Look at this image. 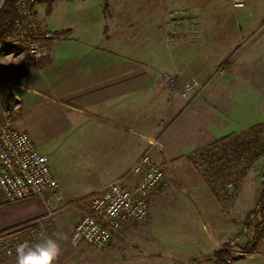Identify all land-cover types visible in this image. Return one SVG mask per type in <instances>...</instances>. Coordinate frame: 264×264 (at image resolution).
I'll return each instance as SVG.
<instances>
[{
    "label": "crops",
    "instance_id": "crops-1",
    "mask_svg": "<svg viewBox=\"0 0 264 264\" xmlns=\"http://www.w3.org/2000/svg\"><path fill=\"white\" fill-rule=\"evenodd\" d=\"M48 5L42 26L57 35L45 46L47 55L39 64L26 58L9 67V52H0V90L18 102L15 125L47 156L58 188L15 202L0 188V231L52 210L45 236L55 239L62 232L54 217L57 197L81 199L119 178L133 186L137 175L127 171L147 151L169 183L150 198L140 264H214L213 251L258 199L260 181L246 173L237 194L225 197L231 204L224 216L191 154L264 122V0L240 8L223 0ZM165 75L175 80L167 83ZM192 78L203 90L184 99L182 85ZM166 219L173 225L162 224ZM65 234L61 253L69 245ZM230 252V264H264V223L250 250ZM61 253L53 264L75 262ZM0 264H16V253Z\"/></svg>",
    "mask_w": 264,
    "mask_h": 264
},
{
    "label": "built area",
    "instance_id": "built-area-1",
    "mask_svg": "<svg viewBox=\"0 0 264 264\" xmlns=\"http://www.w3.org/2000/svg\"><path fill=\"white\" fill-rule=\"evenodd\" d=\"M36 0H22L20 17L13 22V31L19 32L21 40L16 36H4L0 39V51L9 49V63L13 66L22 64L26 58L32 63H38L47 55V48L42 46L36 35H29L34 25V12L31 6ZM248 0H229L233 7H243ZM25 15V16H22ZM29 32V33H28ZM32 34V33H31ZM25 37V39H23ZM44 38H52L51 32L43 33ZM21 43V48L15 45ZM21 51H17L20 50ZM11 58V60H10ZM169 81H172L170 79ZM186 86H191L187 87ZM203 90V84L192 78L184 84L183 93L186 96H194L196 91ZM19 109L17 101L10 102L0 111V188L5 193L7 200L15 202L27 197H45L58 188V182L54 176L48 158L41 153L32 137L18 129L15 125V115ZM264 134V126L259 135ZM220 145V144H219ZM210 157L197 158L195 167L198 172L207 179L217 177L214 169H220L221 174L227 170L224 167L231 165L232 159H219L221 153L219 146H212ZM230 156V154L228 155ZM248 154L242 159L246 160ZM260 160L259 178L264 183V152L255 156L253 160ZM224 160V161H223ZM222 161L221 164H217ZM128 174L139 176L138 181L128 187L122 179H116L94 192L90 200V211L86 212L75 224L70 242L77 244L85 242L95 247H103L109 244L119 231L124 222H144L149 217L150 198L164 177V168L155 163L149 152L143 153L132 165ZM225 181V190H234L237 184L234 180ZM206 181V180H205ZM215 181V180H214ZM214 181L207 179V184L214 187ZM258 205L250 212L247 220L238 228L237 233L228 240V249L244 247L255 236V227L258 224V214L263 204ZM264 214V212H263ZM45 216L36 217L22 224L0 233V255H12L16 246L23 242L34 243L41 234L45 235L47 227ZM227 257V261L229 258Z\"/></svg>",
    "mask_w": 264,
    "mask_h": 264
},
{
    "label": "rangeland",
    "instance_id": "rangeland-1",
    "mask_svg": "<svg viewBox=\"0 0 264 264\" xmlns=\"http://www.w3.org/2000/svg\"><path fill=\"white\" fill-rule=\"evenodd\" d=\"M21 1L22 0H17L15 3L16 12H18V15L14 18V20H16L17 18L20 17V15H19L20 14L19 3L21 5ZM192 1H194V0H192ZM197 1H202V0H197ZM223 1H229V0H223ZM3 2H4V0H0V7L2 6ZM168 2L173 3L174 0H168ZM48 6L49 5H48L47 0H36L33 3V6H31V8L33 9V12H34V15H33L34 22H35L34 25H36V27L33 30H31L32 34L28 32L29 35H36L37 32L38 33H44V32L46 33V31L51 32V30H47V29H45V26H42L43 23L41 21L42 16L45 17L44 12H45L46 8H48ZM103 10H104L103 12H104V15L106 18L108 16H110L108 8L106 9V7H104ZM175 13L177 14L178 12L176 11ZM22 16H25V15H22ZM14 20H13V22H14ZM13 30L14 29H13V23H12L11 30L6 32L2 37H4V36L5 37L6 36H9V37L10 36H16L17 40H21L22 38L19 36V32H16ZM196 34L199 35L198 33H196ZM23 39H25V37ZM21 47H22L21 43H17L15 45V49L21 48ZM21 50L22 49L17 50V51H21ZM0 52H9V49H8V51L3 50ZM235 53H231L230 57H232ZM5 60H6V65L11 67L9 60L8 59H5ZM10 60H11V58H10ZM225 67H226V63H223V64L218 66L217 70L218 69H224ZM164 79L167 83H172L175 80V78L173 76H169V75H165ZM170 79H172V81H169ZM189 80H187V81H189ZM186 82H184V84ZM184 84L182 85L183 86L182 88H184ZM201 91H199V92L196 91L197 93H195L194 96H186L183 93V89H182L181 95L184 99L189 100V99H191V97L193 98V97L199 95L201 93ZM10 93H11V91L7 90V89L0 90V111L3 107H7V105L13 101V100H11L12 97H11ZM263 126H264V122H262V127H261L260 131H258L256 133L253 130H249V132H246L248 128L241 131L240 133L235 135L236 138H234V139L229 138L225 142L224 146H227V144H228V145H232L234 147H236L238 145L237 148L254 147V148H257V152H255L254 154L259 155L260 153H262V152H260V149L264 146V134L262 135V138H261V135H259V132L261 133ZM242 132H245V133H242ZM219 144H223V143H219ZM219 144L217 146H219V148L221 150L220 155H222L223 146H220ZM53 146H55V145H53ZM233 150H236V149L234 148ZM191 155H193V154H191ZM255 155H253V156H255ZM221 163H222V161L218 162L217 164H221ZM193 165L195 167L194 163H193ZM194 169L198 172L196 167ZM223 169L227 170L225 174H221V172H220L221 170L217 168V169H214V174L217 177L210 178L207 176V179L210 181L215 180L214 181V183H215L214 193L216 194L215 196H216L218 203L220 205L219 210H220L222 215L230 217L229 210L227 209V204H229L230 202L228 201V198L225 199V197H227V195H228L229 198L230 197L232 198L233 195L237 194V190L239 189L240 184H241V178L248 172L253 173V174L255 173L258 180L260 181V186H261L260 194H261V192H264V183L259 178V173H260V160H259V158L256 160H253V161L250 160L247 162H240L239 161L236 164H235V162H232L231 165L224 167ZM130 170H131V168L127 171V174H128V172H130ZM128 175H126V176H128ZM200 176L204 180L207 181V179L204 176H202V175H200ZM138 178H139V176H137V181H138ZM119 179H122V178H119ZM228 179L234 180L236 182L237 187L234 190H225L224 189L223 183L225 181H229ZM168 183H169V180L167 179V176L164 174L163 180L159 183L157 189L159 190L164 184L168 185ZM93 194L94 193L85 195L84 197L81 198L82 201L75 202V203H73V202H71V200H69L70 199L69 197H71L73 195H69L67 197V199H62V200H60L61 197H57L59 200L57 202V206H58L59 210H57L54 217H55V220L58 222V224L61 226L60 230L62 231L61 232L62 236L64 237L66 235L65 232L68 234V243H69L68 248L64 249L62 251L61 255H67L66 257L75 261V262H72L73 264H140L141 260H142V259H140V257H141L140 253L143 252V249H145L144 246L141 245V242L147 240V238H146L147 237V228L146 227L150 224V222H149L150 221V210H149V217L147 218L146 221H144V222H135L134 221V222L128 223V224H126V226H124L125 228H123V229H128L129 233H125V231L123 229H121L123 231L120 230L121 233L119 232L120 235L117 236L118 240H120V241L115 246H113V243H114V240L116 237L113 238L109 244H107L106 246H103V247H95V246H92L90 244H86L85 242H78L77 244H72L70 242V235L72 234V231H73L75 224L86 213L85 211H83L82 205L87 206V204H89L90 200H91V198L87 199V197L89 195H93ZM260 194H259L258 199L255 201V203L245 212V214H243V216L240 217L241 222H239L240 224L238 225L235 233L232 236H234L237 233L240 225L243 222H245V220H247L250 212L258 205V203H259L258 201L260 200ZM4 195H5V193H4ZM45 197H47V196H45ZM45 197H43V198H45ZM40 198H42V197H40ZM7 201L10 202L9 200H7ZM53 213L54 212H52V210H48L45 213H43L37 217H40V216L44 217L45 216V219H47V221H49V223H47V227L49 226V229H50L51 224L54 223V219L52 220ZM34 218H36V217H34ZM34 218H31V219H34ZM31 219H29V220H31ZM26 221H28V220H26ZM26 221H24V222H26ZM199 221H200L199 224L202 227L203 226V224L201 223L202 221L201 220H199ZM24 222H21L20 224H22ZM174 223L176 224L175 220H174ZM162 224L173 225V222H171L169 219H166V220H163ZM17 225H15V226H17ZM193 225L195 226V223ZM15 226H12L11 228H13ZM11 228L2 230V231H0V233L3 231L9 230ZM60 230L57 229L56 232H59ZM46 234H47V232H46ZM231 237H229L227 239L226 245L229 244L228 240ZM64 238L62 239V241L64 240ZM250 249H248V250H250ZM232 250L233 251L235 250L236 252H238L240 254H242L245 251H248V250H243V247H239V248L237 247V248H234ZM15 253L16 252H14L12 255H14ZM228 253L230 254L229 256H231L229 258V261H228V263L230 264L232 262V259H234L233 258L234 255L230 251H228ZM12 255H9V256L8 255H0V261H2L4 259L7 260V259H9V257H12ZM226 259H228V258H226ZM151 260H153V258H151ZM154 260H157V259L154 258ZM193 262L194 261L189 260L188 262L183 263V264H192Z\"/></svg>",
    "mask_w": 264,
    "mask_h": 264
},
{
    "label": "trees",
    "instance_id": "trees-1",
    "mask_svg": "<svg viewBox=\"0 0 264 264\" xmlns=\"http://www.w3.org/2000/svg\"><path fill=\"white\" fill-rule=\"evenodd\" d=\"M16 1L17 0H4L2 6L0 7V39L2 38V36L6 32L11 30L13 20L18 15V12H16V8H15ZM49 1L50 0H47V2H49ZM51 34H52V38L47 39V38L43 37V33L37 32L35 39L38 40L42 46H48L49 41H51L57 35V33H53V32H51ZM41 61H39L37 64L41 63ZM261 127H262V123H259V124H256V125L249 127L246 132H249V130H253L256 133V132L260 131ZM242 133H245V132H242ZM235 135H237V134L222 137L220 139H217L216 141H214L212 144L209 145L211 147L214 145L217 146L219 143H223V144H220V146H223V150H222V155L219 154V156H218L219 159L226 158V159H232L234 161L239 160L240 162H247V161L252 160L255 156H257V154L256 155L254 154L255 152H257V148H254V147L237 148L238 145L236 147H234V146L228 145V144H227V146H224L225 142L229 138H232V139L236 138ZM234 148L236 150H233ZM212 152L213 151H210V149H207V147H206L205 149H202V150H199V151L193 153V155L191 156V160L193 163H195V160L198 157L203 158V157L210 156V157L206 158L205 160L211 161ZM260 152H264V146L260 149ZM229 154H230V156H228ZM244 154H248V158L246 160L242 159ZM253 155H255V156H253ZM212 189L214 191V187ZM91 196L92 195H89L87 197V199H90ZM80 201H82V199L71 200V202H73V203L80 202ZM259 201L263 204V207L257 216L258 217V224L255 227V236H254V239L248 245L243 247V250H248V249L252 248L254 241L260 235V232H261V229H262V226L264 223V214H263V212H264V192H261ZM89 205H90V203L87 204V206L82 205L83 211L89 212L90 211ZM228 251H229V249H228V246L226 245V243L222 246V248L214 250L213 254H212L213 258H214V264H229L227 259H226L230 255L228 253Z\"/></svg>",
    "mask_w": 264,
    "mask_h": 264
},
{
    "label": "clouds",
    "instance_id": "clouds-1",
    "mask_svg": "<svg viewBox=\"0 0 264 264\" xmlns=\"http://www.w3.org/2000/svg\"><path fill=\"white\" fill-rule=\"evenodd\" d=\"M191 87V86H186ZM64 237L56 234V238L41 234L34 243L23 242L16 246V264H53L61 253L60 243Z\"/></svg>",
    "mask_w": 264,
    "mask_h": 264
}]
</instances>
